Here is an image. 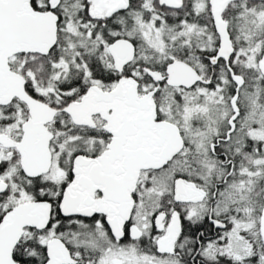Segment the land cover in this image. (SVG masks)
Listing matches in <instances>:
<instances>
[{
  "label": "snow or ice",
  "instance_id": "obj_1",
  "mask_svg": "<svg viewBox=\"0 0 264 264\" xmlns=\"http://www.w3.org/2000/svg\"><path fill=\"white\" fill-rule=\"evenodd\" d=\"M0 264H264V0H0Z\"/></svg>",
  "mask_w": 264,
  "mask_h": 264
}]
</instances>
